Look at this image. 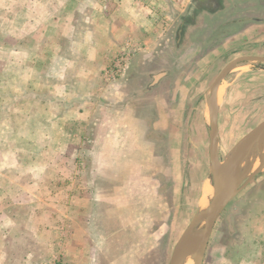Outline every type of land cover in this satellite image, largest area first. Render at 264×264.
Returning a JSON list of instances; mask_svg holds the SVG:
<instances>
[{
  "label": "crops",
  "instance_id": "obj_1",
  "mask_svg": "<svg viewBox=\"0 0 264 264\" xmlns=\"http://www.w3.org/2000/svg\"><path fill=\"white\" fill-rule=\"evenodd\" d=\"M190 1L0 0V36L12 38L0 42L12 98L0 113L24 119L11 128L28 145L8 144L12 165L0 172V264L56 253L64 264H142L158 248L153 215L180 173L179 106L164 113L160 96L158 107L168 72L150 63ZM126 50L138 62L106 82L109 60Z\"/></svg>",
  "mask_w": 264,
  "mask_h": 264
},
{
  "label": "rangeland",
  "instance_id": "obj_2",
  "mask_svg": "<svg viewBox=\"0 0 264 264\" xmlns=\"http://www.w3.org/2000/svg\"><path fill=\"white\" fill-rule=\"evenodd\" d=\"M190 2V9L186 7L184 13H175L174 20L165 25L167 29L158 39L161 58L150 63L154 74L168 72L156 89L158 107L160 96L164 113L171 115L170 109L179 106L176 129L180 136V173L176 189L168 188L160 212L153 215L155 224L151 228L157 229L158 248L149 251L142 264H168L178 238L200 203L212 193L206 106L211 83L233 59L264 57V0ZM5 5L11 11L18 4ZM5 18L8 27L11 18ZM253 25L257 26L253 34L240 36ZM10 34L0 36V42L11 43ZM176 43L180 49L188 46L190 49L176 54ZM136 54L134 50L131 52L128 68L118 80L138 62ZM202 58L205 59L201 61ZM19 87L26 88V84ZM11 104L10 90L0 84V108L6 110ZM217 105L222 160L243 136L264 121V65L248 64L230 72L221 82ZM23 122L21 117L8 118L0 113V172L12 165L8 144L13 142V146L28 148L24 137L20 139L11 128V123L19 127ZM202 264H264V170L216 221Z\"/></svg>",
  "mask_w": 264,
  "mask_h": 264
},
{
  "label": "water",
  "instance_id": "obj_3",
  "mask_svg": "<svg viewBox=\"0 0 264 264\" xmlns=\"http://www.w3.org/2000/svg\"><path fill=\"white\" fill-rule=\"evenodd\" d=\"M263 64V56H241L228 62L208 89V158L212 193L199 206L175 243L168 264H202L216 221L223 211L264 170V121L243 136L226 158L219 156L217 98L221 82L233 70ZM247 163V166H243Z\"/></svg>",
  "mask_w": 264,
  "mask_h": 264
},
{
  "label": "built area",
  "instance_id": "obj_4",
  "mask_svg": "<svg viewBox=\"0 0 264 264\" xmlns=\"http://www.w3.org/2000/svg\"><path fill=\"white\" fill-rule=\"evenodd\" d=\"M132 51H121L109 60L108 67L103 73L106 82L114 83L124 74L128 68ZM46 264H64L63 256L60 253H56Z\"/></svg>",
  "mask_w": 264,
  "mask_h": 264
},
{
  "label": "bare ground",
  "instance_id": "obj_5",
  "mask_svg": "<svg viewBox=\"0 0 264 264\" xmlns=\"http://www.w3.org/2000/svg\"><path fill=\"white\" fill-rule=\"evenodd\" d=\"M243 166H244V167L247 166V163H245ZM205 202H206V200H205ZM205 202H204V200H203V201L200 203V204H201L200 206H203ZM186 264H191V263H190V262H187Z\"/></svg>",
  "mask_w": 264,
  "mask_h": 264
},
{
  "label": "flooded vegetation",
  "instance_id": "obj_6",
  "mask_svg": "<svg viewBox=\"0 0 264 264\" xmlns=\"http://www.w3.org/2000/svg\"><path fill=\"white\" fill-rule=\"evenodd\" d=\"M212 14V13H211Z\"/></svg>",
  "mask_w": 264,
  "mask_h": 264
}]
</instances>
